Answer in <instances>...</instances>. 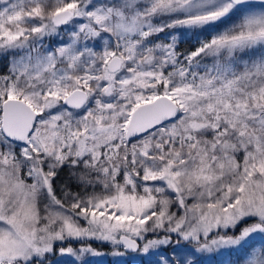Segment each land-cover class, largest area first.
<instances>
[{"label": "snow or ice", "instance_id": "obj_1", "mask_svg": "<svg viewBox=\"0 0 264 264\" xmlns=\"http://www.w3.org/2000/svg\"><path fill=\"white\" fill-rule=\"evenodd\" d=\"M92 241L264 264V0H0V264Z\"/></svg>", "mask_w": 264, "mask_h": 264}, {"label": "rangeland", "instance_id": "obj_2", "mask_svg": "<svg viewBox=\"0 0 264 264\" xmlns=\"http://www.w3.org/2000/svg\"><path fill=\"white\" fill-rule=\"evenodd\" d=\"M110 246V250L108 252H103L102 250H99L100 247H96L94 249H97L102 254L99 256H87L85 259H88L92 262V264H135V253H127L123 256H117L114 255V249L110 244H107ZM226 256V255H224ZM220 256L212 255V261L211 264H229L230 261L234 260V256H226L223 259H219Z\"/></svg>", "mask_w": 264, "mask_h": 264}, {"label": "trees", "instance_id": "obj_3", "mask_svg": "<svg viewBox=\"0 0 264 264\" xmlns=\"http://www.w3.org/2000/svg\"><path fill=\"white\" fill-rule=\"evenodd\" d=\"M190 43H191V41L185 40V42L183 43L182 47L187 48V47L190 46ZM90 243L92 244L93 248H96L98 246V247H100L99 250H102L103 252H108L110 250V246L107 245L106 243H101V242H98V241H92ZM226 256H228V255H226ZM226 256H220L219 259H223ZM117 264H119V263H117Z\"/></svg>", "mask_w": 264, "mask_h": 264}]
</instances>
